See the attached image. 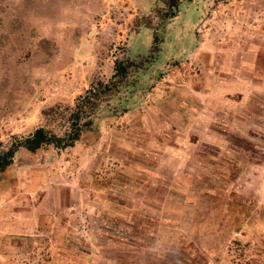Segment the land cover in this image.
Returning a JSON list of instances; mask_svg holds the SVG:
<instances>
[{
  "label": "rangeland",
  "instance_id": "374dc122",
  "mask_svg": "<svg viewBox=\"0 0 264 264\" xmlns=\"http://www.w3.org/2000/svg\"><path fill=\"white\" fill-rule=\"evenodd\" d=\"M152 3L0 0V152L149 54ZM158 47L126 113L0 174V264H264V0L183 3Z\"/></svg>",
  "mask_w": 264,
  "mask_h": 264
},
{
  "label": "trees",
  "instance_id": "16d2710c",
  "mask_svg": "<svg viewBox=\"0 0 264 264\" xmlns=\"http://www.w3.org/2000/svg\"><path fill=\"white\" fill-rule=\"evenodd\" d=\"M152 1L149 13L136 18L132 26L135 31L144 28L152 32V48L149 54L121 56L114 62L112 75L106 80L95 78L88 90L76 98L73 106L56 104L44 109L41 112L44 126L37 127L27 136H15L10 145L0 152V174L12 165L20 149L35 154L49 147L55 150L72 148L86 135L94 133L95 120L102 111L117 114L129 110L126 105L133 95L140 73L152 64L159 51L162 29L177 16L181 4L193 0ZM261 57L264 58V55ZM221 177L229 179L227 173H223ZM217 203L218 208H224V202Z\"/></svg>",
  "mask_w": 264,
  "mask_h": 264
},
{
  "label": "crops",
  "instance_id": "0c3cea01",
  "mask_svg": "<svg viewBox=\"0 0 264 264\" xmlns=\"http://www.w3.org/2000/svg\"><path fill=\"white\" fill-rule=\"evenodd\" d=\"M124 240H126V242H128V243H126L129 247L128 248H130L131 250H133V248H134V246H137L136 245V243L134 244V242H133V240L131 239V238H127V239H124ZM112 241V243L114 242V241H116V242H119L118 241V239H113V240H111ZM133 242V243H132ZM131 245V246H130ZM79 256V255H78ZM82 258H83V256H82ZM91 261L92 260H94V258H92V259H90ZM98 260V259H97ZM99 261H95V264H99L98 263ZM84 264H87V262L86 263H84ZM91 264H93V262L91 263Z\"/></svg>",
  "mask_w": 264,
  "mask_h": 264
}]
</instances>
